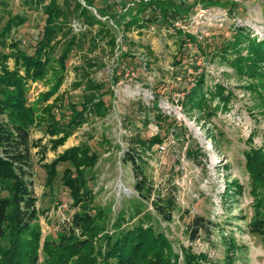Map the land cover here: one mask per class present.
I'll use <instances>...</instances> for the list:
<instances>
[{"label": "rangeland", "instance_id": "rangeland-1", "mask_svg": "<svg viewBox=\"0 0 264 264\" xmlns=\"http://www.w3.org/2000/svg\"><path fill=\"white\" fill-rule=\"evenodd\" d=\"M49 1L0 0V34L9 20L25 21L22 26L0 35L1 55L13 52L11 45L15 43L24 51L33 48L32 34L35 28L43 27L45 16L41 8ZM78 1L85 4L83 0ZM112 1L115 5L123 2ZM176 1L187 5L186 0ZM228 1L234 6L226 9L206 8L199 3L189 18L173 26L156 23L138 29L133 25L128 30L123 23L131 16L118 25L91 10L116 38L114 49L108 42L106 29L90 26L74 14L70 16L65 30L70 36H76L78 43L69 53L65 69L61 70L57 61L64 42L60 34L44 78L29 81L24 89L25 105L34 111V122L29 128L32 188L37 199V224L42 241L55 240L57 234L68 231L75 214L81 213L80 206H73L69 191L61 183L68 170L72 176L81 178L82 192L86 200L92 201L91 206L105 211L106 229L110 233L116 222L128 229L148 216L154 228L172 242L179 256L178 264H184L181 248L190 249L196 255L205 254L207 260L200 264H226L228 257L232 264H264L262 238L250 233L253 199L245 170V153L264 149V62L248 61L249 45L245 39L234 47L228 45L234 41L236 32L264 40V0ZM101 2L95 1L97 9ZM57 3L69 13L75 6L72 0H57ZM177 23L179 29L197 38L202 52L191 43L182 48V37L174 31ZM122 51L128 52V61H122ZM242 58L247 60L243 63L248 64V75H241L231 63ZM118 63L124 66L119 67L122 75L114 84L112 70ZM7 65L13 69L12 58ZM199 77L206 98L209 92L220 88L227 101L216 97L211 108L207 105L203 109L190 104L182 106L181 101ZM88 80L103 85L101 116L87 113V121L68 139L60 141L62 135H57L53 124L60 119L68 120L71 111L64 110L68 104L81 112L89 94ZM153 103L162 116L169 118L165 126L172 122L181 126L179 135L168 133V127L162 129L156 110H151ZM49 106H52L50 112ZM159 131L165 137L164 143L156 146L153 153H147L145 169L155 190L175 197L171 222L154 213L155 196L147 201L136 193L131 166L123 162L130 136L139 133L143 138H150ZM86 146L89 155L94 153L97 157L94 165L82 164L77 171L71 162L57 163L54 167L74 147L86 154ZM77 157L79 161L82 158ZM53 171L56 178L49 187L46 182ZM195 216L211 221L216 229L209 237L203 234L191 242L186 227Z\"/></svg>", "mask_w": 264, "mask_h": 264}, {"label": "trees", "instance_id": "trees-1", "mask_svg": "<svg viewBox=\"0 0 264 264\" xmlns=\"http://www.w3.org/2000/svg\"><path fill=\"white\" fill-rule=\"evenodd\" d=\"M72 1L75 6L71 13L61 7L57 0H50L41 8L45 16L44 25L42 28H35L32 34L35 44L32 49L21 50L19 44L15 43L11 45L13 52L9 55L0 54V264H178L179 256L175 253L172 242L165 233L154 228L148 216H143L137 224L128 229H123L121 223L116 222L113 233H110L106 229L107 214L103 209L91 206L92 201L86 200L87 196L82 192L81 178L72 176L68 170L65 171L61 183L69 191L73 206H80L81 213L75 214L68 231L57 234L55 240L42 241L41 230L37 224V199L32 188V144L29 128L34 122V111L25 105L24 89L29 81L44 78L46 65L54 53L56 40L60 34L64 42L57 61L61 70L65 69V61L72 48L78 43L77 37L70 36V32L65 30L73 14L77 18L84 19L90 26L99 25L106 29L108 42L114 49L116 38L104 28L107 24L98 19L91 10H96L101 17H108L118 25L131 16L123 23L128 30L133 25L138 29L156 23L173 26L175 22H183L189 18L199 3L206 8L223 7L224 9L229 5L234 6V3L228 0L226 4L223 3L224 0H186L187 5H185L176 0H123L121 4L115 5L112 0H102L101 6L97 9L95 6L97 0H83L85 6L78 0ZM65 5L69 7L68 2H65ZM24 23L22 18L11 19L0 35H5L13 27H20ZM174 31L176 35L182 37V48L191 43L198 52H202L200 42L195 36L177 28H174ZM243 39L249 45L248 61L264 62V40L244 37L242 33L236 32L234 41L228 45H237ZM184 50L187 52L186 49ZM214 50L211 54H214ZM127 56L128 52H121V58H124L122 61H128ZM10 58L14 62L13 69L7 65ZM246 61L242 58L239 59V63L234 60L231 63L235 68L237 67L241 75H248L249 73L246 74L248 64H244ZM119 65L118 63L112 70L114 84L122 75L119 67H123L124 64ZM88 66L93 67L90 64ZM250 71L253 72L252 70L248 72ZM183 72L187 73V69ZM195 79V85L181 101L182 106L190 104L193 108L203 109L207 105L211 108L210 104L216 97L224 102L227 101L220 88L214 93L209 92L210 96L206 98L202 93V78ZM102 87V84L88 80L86 88L89 94L85 97L81 112H76L69 104L64 108L71 111L68 120L60 119L53 124L57 129V135H62L60 141L68 139L77 127H81L87 121V113L101 116L104 107ZM51 107H47L48 112ZM151 110H156V119L159 125H162V129L168 127L170 128L168 133L179 135L180 125L172 122L165 126L169 118L160 114L155 103L151 106ZM164 140L165 137L160 131L150 138H143L139 133L130 136L127 141L128 147L123 153V162L131 166L136 193L147 201L155 196L152 202L154 213L162 220L171 222L176 208L175 197L155 190L145 169L147 165L145 156L147 153H153L156 146L163 145ZM79 149L74 147L65 152L54 167L57 163L71 162L77 171L82 164L89 167L94 165L97 160L96 155L94 153L89 155L87 146L86 154H82ZM77 156L82 157L80 161ZM245 160V170L250 181V196L253 199V215L249 222L250 233L260 236L264 246V149L256 148L245 153ZM53 175L54 171L47 179L46 185L49 187L56 178ZM233 185L239 191L242 190L236 182ZM213 229H216V226L211 221L202 216H195L187 224L186 235L191 242H195L203 234L209 237ZM231 244L235 248L234 240ZM181 252L184 255V264H200L201 261L207 260L205 254L196 255L191 253L190 249L181 248ZM226 264H232L229 257Z\"/></svg>", "mask_w": 264, "mask_h": 264}, {"label": "built area", "instance_id": "built-area-1", "mask_svg": "<svg viewBox=\"0 0 264 264\" xmlns=\"http://www.w3.org/2000/svg\"><path fill=\"white\" fill-rule=\"evenodd\" d=\"M176 25H177V29H179V24L177 23ZM161 148H162V147H161Z\"/></svg>", "mask_w": 264, "mask_h": 264}]
</instances>
